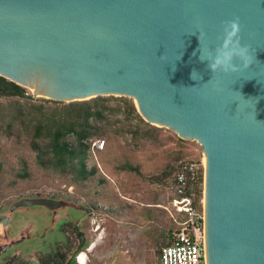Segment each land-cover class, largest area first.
Returning <instances> with one entry per match:
<instances>
[{
	"label": "water",
	"instance_id": "water-1",
	"mask_svg": "<svg viewBox=\"0 0 264 264\" xmlns=\"http://www.w3.org/2000/svg\"><path fill=\"white\" fill-rule=\"evenodd\" d=\"M237 17L251 63L212 73L200 54ZM0 76L56 100L125 95L196 139L206 264H264V0H0ZM33 204L74 205L21 196L8 210Z\"/></svg>",
	"mask_w": 264,
	"mask_h": 264
},
{
	"label": "rangeland",
	"instance_id": "rangeland-1",
	"mask_svg": "<svg viewBox=\"0 0 264 264\" xmlns=\"http://www.w3.org/2000/svg\"><path fill=\"white\" fill-rule=\"evenodd\" d=\"M23 88V96L0 93V212L9 214L6 241L30 235L13 246L17 256L11 264H55L54 258L64 264L79 242L77 231L86 245L74 255L73 264H158V248L175 225L169 203L173 193L166 183L180 160L204 158L199 142L141 115L146 125L125 112H112L120 100L109 97L105 117L94 120L104 132L86 138L104 139L86 159L94 171L83 180L75 179L71 170L38 165L28 144L35 118L66 101ZM126 163L136 170L123 167ZM40 195L74 205L57 211L54 220L43 205L8 210L21 196ZM74 219L78 224L73 226ZM79 252L84 253L82 263L77 260Z\"/></svg>",
	"mask_w": 264,
	"mask_h": 264
},
{
	"label": "trees",
	"instance_id": "trees-1",
	"mask_svg": "<svg viewBox=\"0 0 264 264\" xmlns=\"http://www.w3.org/2000/svg\"><path fill=\"white\" fill-rule=\"evenodd\" d=\"M0 93L23 96L24 88L0 76ZM109 97H119L120 100V103L112 108L114 109L112 112H125L127 117L135 118L137 122L146 125L147 122L137 112L132 99L126 96L95 95L62 102L56 110L45 115L40 114L32 122V133L28 144L34 152L35 162L44 168L62 172L71 170L75 179L83 180L92 174L94 167L86 166V159L90 154V142L86 138L92 133L102 134L104 132L102 127L94 124V120L105 117L104 110L110 108L106 105V100ZM177 166L178 163L173 169L174 172ZM123 167L136 170V167L129 163L124 164ZM174 172L166 184L171 182ZM199 182L201 184L197 191L200 195L202 174H200ZM77 234L79 242L64 264H73L75 253L86 245V241L82 240L81 233L77 231ZM53 262L57 264L55 258Z\"/></svg>",
	"mask_w": 264,
	"mask_h": 264
},
{
	"label": "built area",
	"instance_id": "built-area-1",
	"mask_svg": "<svg viewBox=\"0 0 264 264\" xmlns=\"http://www.w3.org/2000/svg\"><path fill=\"white\" fill-rule=\"evenodd\" d=\"M103 138L90 142V152L103 145ZM200 174L203 182L202 159H182L169 183L173 195L175 225L168 241L157 252L158 264H206L204 241L203 194L197 188Z\"/></svg>",
	"mask_w": 264,
	"mask_h": 264
},
{
	"label": "clouds",
	"instance_id": "clouds-1",
	"mask_svg": "<svg viewBox=\"0 0 264 264\" xmlns=\"http://www.w3.org/2000/svg\"><path fill=\"white\" fill-rule=\"evenodd\" d=\"M240 31L241 25L238 17L222 22V37H217V39H222V43L204 54L203 58L200 54L199 59L202 62L207 61V67L212 73L237 71L238 68L233 63L234 59L239 60L243 68L249 67L251 63L249 47L241 45Z\"/></svg>",
	"mask_w": 264,
	"mask_h": 264
},
{
	"label": "flooded vegetation",
	"instance_id": "flooded-vegetation-1",
	"mask_svg": "<svg viewBox=\"0 0 264 264\" xmlns=\"http://www.w3.org/2000/svg\"><path fill=\"white\" fill-rule=\"evenodd\" d=\"M33 205H38L42 206L40 204H33ZM25 206H30V205H25ZM18 207V206H16ZM16 207H14L12 210H9L10 213L13 211ZM43 208L46 209V214L49 215L52 213V215L56 214L57 211H59L61 208H68L70 205H67L65 207L59 206L57 207L54 211L46 208L45 206H42ZM73 207V206H71ZM76 208V207H74ZM78 210H82L80 208H77ZM50 212V213H49ZM54 215L51 217L52 220H54ZM69 216V213H65V217ZM9 219V214L8 213H1L0 212V264H11L14 258L17 256V252L15 249H13V246L17 244L18 242L24 240L25 238L27 239L30 237V235L25 234L22 235L20 238H10L8 241H6V238L8 236V230L6 228V223ZM73 226L78 224V220L74 219V222H72ZM45 229H43L40 232V235H44ZM33 236L36 235L35 233L32 234ZM77 253V252H76ZM75 253V254H76Z\"/></svg>",
	"mask_w": 264,
	"mask_h": 264
},
{
	"label": "bare ground",
	"instance_id": "bare-ground-1",
	"mask_svg": "<svg viewBox=\"0 0 264 264\" xmlns=\"http://www.w3.org/2000/svg\"><path fill=\"white\" fill-rule=\"evenodd\" d=\"M202 161H203V163H204V158H202ZM83 259H84V253H80L79 255H78V261L80 262V263H82L83 262Z\"/></svg>",
	"mask_w": 264,
	"mask_h": 264
}]
</instances>
